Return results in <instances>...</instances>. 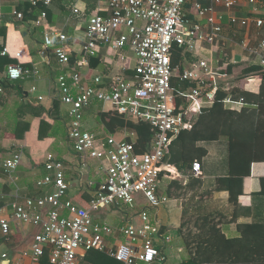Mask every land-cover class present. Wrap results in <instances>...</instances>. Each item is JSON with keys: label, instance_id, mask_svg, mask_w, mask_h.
<instances>
[{"label": "built area", "instance_id": "built-area-1", "mask_svg": "<svg viewBox=\"0 0 264 264\" xmlns=\"http://www.w3.org/2000/svg\"><path fill=\"white\" fill-rule=\"evenodd\" d=\"M91 1L92 8L83 14L72 7L73 14L84 22V37L79 43L76 37L72 41L66 30L51 25L49 11L54 0H28L38 9L37 16L29 21L18 9L12 14L30 30L43 29L41 55H47L45 61L50 63L52 53L60 66L61 74L49 97L53 103L60 102L62 111L70 117L68 139L87 175L82 187L91 191L92 199L88 207L68 199L71 183L66 164L49 154L45 162L48 175L37 182L47 191L40 197L23 198L17 194L10 205L12 216L0 217L1 231L10 237L12 222L38 228L29 250L21 254L29 264H90L85 261L90 251L107 253L121 264H167L159 245L164 242L162 228L158 220H152L150 211L168 201L159 196L161 174H179L175 166L166 162L170 147L183 130L193 128L195 115L206 106L202 99L213 103L221 77L227 76L230 64L222 58L228 44L224 32L229 28L262 30L264 0ZM41 6L43 9H39ZM257 43L251 46L248 40L244 46L264 67V38ZM175 47L192 58L174 67ZM24 50L12 55L3 46L0 56L21 61ZM202 51L209 58L201 57ZM94 61H98L96 66ZM38 75V70L26 69L19 62L7 67L6 78L15 83ZM175 78L190 85L181 95L174 94ZM37 91L34 86L31 92ZM181 96L185 102L177 105ZM38 99L42 102L45 97L40 95ZM98 102L109 106L100 113L114 112L150 125V150L139 151L136 134L126 130L110 134L102 125L99 133L89 130L86 112ZM225 104L241 103L228 97ZM23 157L21 151L13 153L3 163L4 172L12 176ZM91 163L98 164L96 173L102 175L98 183L88 178ZM192 170L201 177L202 163L196 160ZM140 200L145 203L138 205ZM120 206L139 208L133 217L125 214V227L96 222L95 213ZM118 236H124L129 243L111 246L109 237ZM1 258L7 264H26L23 259H11L8 253Z\"/></svg>", "mask_w": 264, "mask_h": 264}, {"label": "crops", "instance_id": "crops-1", "mask_svg": "<svg viewBox=\"0 0 264 264\" xmlns=\"http://www.w3.org/2000/svg\"><path fill=\"white\" fill-rule=\"evenodd\" d=\"M55 1L56 0H54V2ZM26 3H29L28 0H0V9L3 14V16L0 18V27L4 25L7 28V37H0V40L2 41L0 48L3 46L8 47L12 55L16 54V52L21 49H25V54L21 61H18L12 57L9 58L16 61L12 64L21 62L24 67H31L32 69L35 68L39 71L37 78L30 79L38 81L41 89L35 86L37 87L38 91L37 93H32L31 91L34 87L33 86L31 90L25 91L28 96V101H31L35 105L39 104L45 107L47 111H50L54 107V103L49 96L54 91L57 80L56 71L60 70V67L56 68L53 65L54 55L52 53L50 56V63L45 61L47 59V55H41V52L43 51V41L41 43L36 40L38 29L30 30V27L18 21L13 16L12 12L14 9H18L20 5H25ZM73 6L79 8L82 14L84 12H89L88 0L77 2L75 0V3H72V6L69 7V10L71 9V18L64 20V22L66 21L65 25L57 27L64 30L69 28L70 21L74 15L72 11ZM50 13L49 20L51 25H53L52 20L56 17L60 18L58 16H60L62 13H56L54 6L51 8ZM64 16L66 15L64 14ZM75 25V28L70 27L73 29V33L71 34L72 36H69L71 38L76 37V42L79 43L78 41L82 40L84 37L81 30L84 22L81 20V22ZM41 32L44 33L43 29ZM261 32L262 30H253L252 32H248L246 30L235 31V29H226L224 36L228 38V44L226 48V55L223 54L222 58L225 62L234 64L236 67L233 69L232 75L221 77L220 86H223L226 89H231L234 87L241 88L242 90L253 94V98L256 103L264 105V79L262 77L249 76L241 79L240 81L237 80V84L234 86H231V84L228 83L229 78L233 76L234 72H236L238 69L242 71L246 66L251 64L260 65L259 59L256 57L254 58L252 53L245 49L244 43L248 40H251V46L257 45V39L258 41L263 39ZM29 38H32V42L33 40L34 42L36 41L35 46H32V44L28 43ZM240 39L241 42H239ZM187 54L188 53H185V55ZM199 54L203 58H209V55H207L206 51H202ZM185 60H187V57H185ZM5 73H7V68ZM2 76L3 74L0 73V78ZM27 80L29 79L24 81ZM45 83H49V88H47ZM54 83L55 85L53 86ZM189 87L181 93L183 94L186 92ZM46 89L47 92H42ZM2 90L3 88L0 87V96L3 94L1 93ZM40 95L45 97L42 102H40L38 99ZM9 101L12 102L13 100L9 98ZM202 102L206 105L205 107L212 105V103L208 101L207 98H203ZM258 104L249 107L257 108L259 106ZM226 106L241 112L245 107V104L241 103L236 106ZM2 108L3 107L0 102V112H2ZM61 108L63 107L61 106ZM43 119L48 121L52 126L56 124L54 119L50 118L47 114H44L43 117L33 119L30 131L27 132L25 137L22 139H18L10 132H2V128L0 130V177L2 178V181L0 182V217L12 216V207L10 205L16 200L17 194H20L23 198L40 197L47 191L46 189H42L37 186V182L39 181L37 178L38 175L42 173V170H46V155L44 154V150H46L48 147H52V145L56 143V137L47 138L43 141L39 140V129L41 120ZM1 123L2 122L0 121V126H2ZM3 133L5 135L1 136ZM119 138H121V135H119ZM199 145L206 148L208 151V155L200 160L203 170V175L201 177H196L193 170H190L189 173L184 174L181 173L177 168L176 169L179 174L161 175L159 196L167 198L168 204L158 210L150 211V215L151 218L154 216V219L152 218L153 220H158L162 228L164 242H161L159 245L162 250L163 257L166 259L167 264H172L169 263V257L173 260H179V262H175L176 264H180V262L183 261H188L191 257V252L187 248V245L189 244L188 242L195 241L190 240L187 242V239L185 240L183 239V236L181 237L179 232L182 229L183 223H185L184 229L186 233L188 232L186 236L189 239L193 236H198L200 229H205V224L215 221L219 224V228H221L222 232L228 239H235L236 241L239 240V251L237 252V255L240 259V264H243L245 261H256L259 251H252L251 249L246 248V246L257 244L259 238H261V235H264L263 229H259L260 226H258L259 224L264 225V162L253 163L251 175L246 177L244 180V193L239 197L238 203H232L230 201V193L227 190L218 189L219 181L227 179L230 176L228 139L226 137H221L218 141L203 142ZM13 147L14 150L10 152ZM18 151L23 152L26 160L24 159L25 162L23 160L17 171L13 173L12 176H10L3 170V163L5 160L3 161L2 155H8V157H10L13 153ZM57 158L59 159V157ZM60 160H64L66 164L67 180L71 183V194L69 192L68 199L73 200L75 203L81 206H85L86 204L88 205L92 199V193L86 187H82L84 180H87V175L83 173L80 160L76 154L73 157H68L65 159L62 158ZM70 164H72V167H69ZM70 168H72L77 174V176H75L72 181L69 180L68 175ZM45 173V176H47L48 171ZM91 174L88 176L89 180H92ZM101 177V174H96V180L94 182L98 183ZM173 181H178L179 185L188 187L186 192L183 193V190L182 192L177 190V185H175L177 192H175L173 189L169 192L168 187L173 184ZM195 181H200L201 185L196 184ZM180 194H182V198H176V195ZM120 207H112L109 209L110 223L114 224V222L118 220V213H114L113 209L117 208L120 211ZM120 212L121 218L125 220V214L128 213L122 211ZM152 212H154V215L151 214ZM135 215L136 214L133 216ZM11 226L13 233L10 237H5L2 234L0 227V264H7L6 262H3L1 258L2 254L4 253H8L11 259H23L26 264H29V259H24L21 254L23 251L29 250L38 228L32 225L17 224L15 222H12ZM255 229L256 231H253ZM172 233H176L175 238L173 237ZM258 236L259 238H256ZM173 238L177 241L178 252L176 253L175 248L172 247L170 248L168 254V251L166 252L165 249L169 243H172ZM113 239L115 242L112 245L110 242L111 246H114L118 243H124L119 239V236L117 239ZM183 254H185V258L181 259Z\"/></svg>", "mask_w": 264, "mask_h": 264}, {"label": "trees", "instance_id": "trees-1", "mask_svg": "<svg viewBox=\"0 0 264 264\" xmlns=\"http://www.w3.org/2000/svg\"><path fill=\"white\" fill-rule=\"evenodd\" d=\"M88 7L92 8V1L88 0ZM25 15L26 21L37 16L36 10L30 3L20 5L18 7ZM39 9H43L42 6ZM49 11V16H50ZM261 36L264 38V28ZM0 37H7L6 26L0 27ZM185 57L191 59L190 54L185 55L184 51L179 47L174 48L173 66L181 65ZM9 57L0 56V73L3 76L0 78V87L5 92L0 96L2 112H0V121L2 132H10L18 139L25 137V134L30 131L33 119L43 117L47 114L55 120V125L52 126L46 120H41L38 138L43 141L47 138L57 137L59 133L58 122L60 121L61 105L56 101L54 107L47 111L41 105H35L28 101V96L23 86L11 83L6 78V68L15 63ZM98 61L93 62L96 66ZM236 67L230 64L226 71L227 75L233 74V69ZM32 70L31 67H25ZM225 72V71H224ZM260 76L264 79V67L258 64L246 66L240 73L238 80L249 77ZM177 78L173 79L174 94L181 95V92L186 90L190 85L188 83H179ZM189 85V86H188ZM264 93V91H263ZM16 97H11V96ZM9 97L13 100L9 101ZM231 97L234 102L244 103L245 107L239 112L236 109L227 107L225 100ZM254 95L234 87L226 89L220 86L211 106L203 107L194 117V125L191 130H183L170 147L166 162L175 166L181 173L187 174L193 168L196 160L200 161L208 155L206 148L202 147L203 142H213L220 140L221 137L228 139L229 145V168L230 176L227 179L220 180L218 189L227 190L230 193V201L238 203L239 197L244 193V180L251 175V168L255 162H264V105L258 104L254 100ZM28 101V102H27ZM185 102L181 96L177 99V105ZM258 104L257 108H251ZM100 122L110 134H116L120 130H126L129 134H136L137 148L139 151H149L150 142L153 138V131L147 123H136L129 120L125 116L114 112L100 113ZM57 134V135H56ZM5 134H1V136ZM132 141L131 138H129ZM8 159V158H7ZM163 172L161 175H166ZM201 185L200 181H195ZM183 193L188 187L179 185L178 181H173V184L168 187L169 192L173 189ZM181 186V187H180ZM264 191V188H263ZM176 198H182V194L176 195ZM168 201L160 206L165 207ZM159 208V209H160ZM259 229H263L264 225ZM185 223L182 225L184 229ZM205 229H200L198 236L189 238L185 236L188 242L187 248L191 252V257L188 261L180 264H240L237 252L239 251V240L228 239L219 224L215 221L205 224ZM181 229V230H182ZM258 229V228H256ZM253 230V231H256ZM256 238H259L256 237ZM252 251H259L256 261H245L243 264H264V235H261L258 243L255 245L246 246ZM193 250V251H192ZM49 251L47 250L44 261L48 259ZM253 258V259H254ZM85 261L90 264H121L107 253L98 251H90L85 256Z\"/></svg>", "mask_w": 264, "mask_h": 264}, {"label": "rangeland", "instance_id": "rangeland-1", "mask_svg": "<svg viewBox=\"0 0 264 264\" xmlns=\"http://www.w3.org/2000/svg\"><path fill=\"white\" fill-rule=\"evenodd\" d=\"M72 3H75V0H56L54 2V4H53L54 10L56 11V13H58V14L59 13H62V14H60V16H58L60 18H57L56 17V18H54L52 20V24L53 25H56V26H63V25H65L66 21L64 22V20H68L69 18H71V13H70L71 12V9L69 10V7L72 6ZM64 14L66 16H64ZM81 20H83L82 17L81 16H78L77 14L74 13L73 18L70 21V26L66 30V33L68 35H71L73 33V29L70 28V27L75 28L76 27L75 24H78L79 22H81ZM41 30L42 29H38V33L36 35V40L42 43L44 36L42 35L43 33L41 32ZM31 39L32 38H29L28 39V43L29 44H32V46H35L36 41L34 42V40H33V42H32ZM72 41H75L74 38H72ZM239 42H241V39L239 40ZM257 42H258V39H257ZM254 58H255V56H254ZM57 63L58 62H57L56 58L53 56V65L56 68H59L60 66H58L59 64H57ZM240 73H241V70L238 69L236 72H234V75L229 78L228 83H230L231 86H234L235 84H237L236 83V81L238 80L237 77L240 75ZM60 74H61L60 73V70L56 71V76L57 77ZM15 83L17 85L23 86L26 91L31 90V88L33 86H37V87L40 88L39 82L38 81H34V79H29L27 81L19 80V81L15 82ZM223 84H226V83H223ZM45 85L47 86V88H49V83H45ZM54 85H55V83L53 84V86ZM4 92H5V90H2L1 91V93H4ZM42 92H47V89L44 90V91H42ZM11 97H16V96H11ZM11 97H9V98H11ZM103 109H109V106L108 105H104L103 103L98 102V103L95 104V106H94V108L92 110L86 112V121L88 122V127L87 128L89 130L95 131V132L98 131V133H99L100 128H101V125H102L101 122H100L99 113ZM60 111H61V112H59V114H60V121L61 120L62 121L61 122H58L59 133H58V135L56 134L57 135V137H56V143L54 145H52V147H50V148L48 147L46 150H44V154L46 155L45 158H47V155L48 154H53V155L59 157V159H62V158L65 159V158H68V157H73L75 155L73 146L69 142L68 132H67V124L70 122V117L68 116V114L66 113V111L65 112H63L62 110H60ZM13 150H14V147L12 148V150L10 152H12ZM2 157H3V161H4V160L7 159L8 155H2ZM26 157H28V156H26ZM24 159H25V156H24L23 160ZM25 160H24V162H25ZM80 164L82 165L81 162H80ZM71 165L72 164H70L69 167H72ZM97 165H98L97 163H91L90 164V166L92 167L91 178H92L93 181L96 180V174H97L96 173V171H97L96 168H97ZM69 171H70L68 173L69 180L72 181L75 178V176H77V174L73 171L72 168H70ZM45 172H47V170H44V171L42 170V173L38 175V178L37 179L40 180V179L44 178L45 175H46ZM84 173H85V171H84ZM35 186H36V184H35ZM36 188H37V186H36ZM70 194H71V192H70ZM144 203H145L144 200H140L138 202V205L144 204ZM85 206L88 207L87 204ZM120 209H121L120 211L127 212L128 214H130V216H133L134 214H137V211L139 210V209H136V208H133L132 209L130 207H124V206L120 207ZM113 210H114V213H118L117 214L118 215V217H117L118 220H116L114 222V224H112V223L109 222V211L108 210H102L99 213H95L94 216L96 217V222L103 223V221H107L110 224H112V226L114 225V227H116V228H123V227H125V225L127 224V222L121 218V212L117 208H114ZM13 213H14V211L12 210V214ZM151 214L154 215V212H152ZM152 218L154 219V216H152ZM110 220H112V219H110ZM134 222H138V221L135 219ZM179 233H180L181 237L183 236V239H184L185 236H186V234L188 232L186 233L185 229H182V230H180ZM172 235H173L174 238L176 237L175 236L176 233H172ZM174 238H173L172 243H169L167 245L166 249H165L166 252L168 251V254H169L170 248H172V247L175 248L176 253L178 252V246H177L178 244H177L176 239H174ZM119 239L122 240L124 243H128V241L125 239L124 236H120ZM109 241L111 242V245L115 242V240L113 238H111V237H109ZM184 258H185V254L182 255V258L181 259H184ZM175 262H179V260H173V259H171L169 257V263L176 264ZM183 262H186V261H183ZM180 263H182V262H180Z\"/></svg>", "mask_w": 264, "mask_h": 264}]
</instances>
